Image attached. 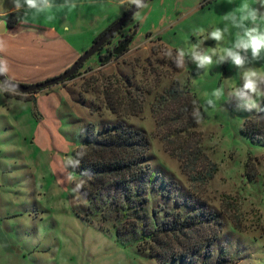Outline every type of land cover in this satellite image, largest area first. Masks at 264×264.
Masks as SVG:
<instances>
[{
    "label": "rangeland",
    "instance_id": "1",
    "mask_svg": "<svg viewBox=\"0 0 264 264\" xmlns=\"http://www.w3.org/2000/svg\"><path fill=\"white\" fill-rule=\"evenodd\" d=\"M76 2L75 10L57 13L51 23L40 17L23 24V13H17V27L9 31L10 47L19 45L11 48L13 55L43 61L21 68L23 73L46 68L49 54L39 43L48 39L45 29L84 52L131 6L120 0ZM245 2L260 7V0H148L77 76L34 92V99L0 94V244L11 248L7 260V247L0 246L5 264H213L220 256L233 259L226 264H264V121L227 95L242 84L243 70L231 62L218 65L215 56L207 69L197 70L188 56L177 68L165 56L168 49L175 57L177 49L197 43L205 51L231 47L235 28L219 44L206 37ZM11 9L10 0H0V12ZM127 36L132 39L126 50L106 59ZM246 67L264 71V59ZM176 82L197 94L200 123L191 107L177 120V103L162 102ZM107 86L122 94L142 92L140 112L128 113L132 105L126 101L121 113L110 109ZM220 87L225 96L207 106ZM119 121L149 136L148 173L129 190L111 183L92 198L80 190L77 199L72 189L83 177L78 168L65 170L66 159L89 136ZM213 166L217 171L210 177ZM68 172L74 180L61 183ZM179 211L198 221L155 241L167 218L183 220L173 215Z\"/></svg>",
    "mask_w": 264,
    "mask_h": 264
},
{
    "label": "clouds",
    "instance_id": "2",
    "mask_svg": "<svg viewBox=\"0 0 264 264\" xmlns=\"http://www.w3.org/2000/svg\"><path fill=\"white\" fill-rule=\"evenodd\" d=\"M12 11L16 13H23L20 21L23 24H28L30 20H36L43 17L45 21L51 23L57 19V13L67 9L69 12L77 8L76 0H10ZM121 5L129 3L134 5L137 9L147 7L144 0H120ZM264 0H260V7H252L247 2L243 3L239 9V14L229 12L225 14L224 20L226 21L223 28L216 27L208 33L206 40L211 39L219 44L224 41L226 36L231 33V29L235 28L238 31L235 33V41L231 47H225L219 51L215 47L209 48L207 51L201 48V43L191 44L187 51L183 48L177 49V55L173 57L171 49L165 52V56L175 60L177 68L185 66V57L190 58L191 63L195 64L197 70L207 69L213 64V57H217L216 63L223 64L224 62H231L233 66L242 69V84L232 87L228 91V97L236 102V107L240 110L253 113V118L257 121H264V108L261 107V102H264V71L256 67H246L253 62H259L264 59ZM261 22V23H258ZM251 26H248V24ZM64 31H68V25H62ZM6 31V29H3ZM200 34H203L204 29H198ZM2 35V32H0ZM6 47V42L0 39V51ZM240 50V51H237ZM250 51L251 58L247 53ZM244 53V54H242ZM9 71L7 60L0 58V76L4 79L0 80V94L8 93L14 95H25L19 89V85L9 80L6 76ZM225 96L223 87L216 88L211 93V98L206 101L207 106L215 107L217 101ZM192 116L196 123L202 120V113L200 109L196 108L192 112ZM84 151H79L75 156H69L64 168L67 170L69 167L77 169L80 167L81 159L85 156ZM82 177L87 176L91 178L87 171L80 173ZM72 182L74 177L71 172H68L66 177L61 178L60 182L64 180ZM85 181L81 179L75 183L72 192L76 198L79 199L80 190L82 189Z\"/></svg>",
    "mask_w": 264,
    "mask_h": 264
},
{
    "label": "trees",
    "instance_id": "3",
    "mask_svg": "<svg viewBox=\"0 0 264 264\" xmlns=\"http://www.w3.org/2000/svg\"><path fill=\"white\" fill-rule=\"evenodd\" d=\"M7 20L10 26L15 25L18 22L17 13L13 11L9 12L7 14ZM113 38L107 43H111ZM75 76H77V74H74L70 78ZM128 83H130V81H128ZM105 92L107 106L114 112L121 113L122 111L119 105L125 104V101L128 105H132V109L127 111L128 113L137 114L140 112L142 108L141 103L144 100L142 92H137V95L133 92V94L136 95L133 96L131 90H124L122 94L120 90L110 86L105 88ZM5 94L7 96L16 97L25 96V99L36 98L34 92L24 93L25 95ZM186 97L188 99L190 98V101H188V99L183 101ZM171 101H174L178 105V113L177 116H175L178 117L177 120L180 119L178 115L184 113V111L190 107L192 109H201V103L197 94L192 91L190 86H182L179 82L167 88L162 95V102L168 103ZM261 107L264 108V103ZM150 147V138L143 129L134 128L121 121L107 125L104 131H100L97 135L89 136V138L84 141L83 145L79 146L74 151V155L79 151H84L86 153L83 159H81L78 170L81 173L87 171L91 176L90 179L87 176L83 177L85 181L81 189L83 194L86 197L92 198L103 187L111 183L119 184L123 189L129 190L133 180L141 178L149 171L148 169L150 166L148 157ZM215 171H217V166H213L210 177L214 175ZM174 214H178L180 219L184 217L183 220H171L167 218L168 220L162 223L165 229H160L159 232L154 235L153 239L155 241L159 240L156 238L157 235L160 236L162 233L170 232L171 230L176 232L180 226H184L187 223L194 224L198 221L196 219L197 215H195L196 217L194 216V220H186L188 216L182 215V211L173 212V215ZM183 255L186 256V254ZM232 260L233 259L227 256H220L213 264H226ZM203 264H208V262H204Z\"/></svg>",
    "mask_w": 264,
    "mask_h": 264
},
{
    "label": "crops",
    "instance_id": "4",
    "mask_svg": "<svg viewBox=\"0 0 264 264\" xmlns=\"http://www.w3.org/2000/svg\"><path fill=\"white\" fill-rule=\"evenodd\" d=\"M9 12L4 11L0 12V30L3 29L1 22L6 19V16ZM17 27V23L13 26H9L6 28V31H2V35H0V39H3L6 42V47L3 51H0V58H3L7 60L8 62V68L9 71L7 72L8 77H10L13 80H19L21 82L25 83H33L40 80H44L48 77L57 75L64 71L68 66H70L79 56L82 54V51L77 48L75 45H73L69 40L65 39L60 33H53V30L51 28L45 29L43 33L45 34V37L48 38L45 42V44H42V42H39L41 45V49L45 47V52L49 54V56L46 58V68H42V70L38 71L37 74L34 75H28L21 71V68H25L29 66H38L43 63V61L30 59L27 61L24 59V57H21L20 55H13V52L11 48L16 50L19 45L9 44V38L11 37L9 34V31L11 29H15ZM51 38V39H50ZM54 38V40H52ZM52 43V44H51ZM16 46V47H13ZM50 57V58H49ZM33 63V64H29ZM44 70V71H43ZM5 94V93H4ZM6 95V94H5ZM36 96V95H35ZM8 97H15V96H8ZM19 99V98H18ZM1 247H7V260L10 258L11 248L10 245L7 244L6 246L4 244H0ZM25 246H23V249ZM0 264H5V254L4 251L0 249Z\"/></svg>",
    "mask_w": 264,
    "mask_h": 264
},
{
    "label": "water",
    "instance_id": "5",
    "mask_svg": "<svg viewBox=\"0 0 264 264\" xmlns=\"http://www.w3.org/2000/svg\"><path fill=\"white\" fill-rule=\"evenodd\" d=\"M147 1L148 0H144L145 3ZM138 10L139 9H137L134 5H131L123 13L121 17H119L107 29H105L102 32V34L93 42V44L86 51L82 52V54H80V56L61 73L48 77L44 80L33 82V83H25L21 81H16L8 77V75L6 74L7 78L13 81L14 83L18 84L19 89L21 90L22 93L37 92L39 90L49 88L53 85H56L58 83H61L67 80L68 78H70L77 72V70L82 66V64L88 58H90L92 55L97 53L111 38H113L124 27L126 22L130 20ZM1 25L3 29H6L7 27L10 26L7 19H4L1 22ZM3 29L0 30V32L4 31ZM131 39H132V36H127L126 38H123V39L121 38L119 43L115 47H113L111 50H109V53L106 59L112 56L113 53L120 54L121 52L126 50V48L131 42ZM3 79L4 77L0 76V80H3Z\"/></svg>",
    "mask_w": 264,
    "mask_h": 264
},
{
    "label": "flooded vegetation",
    "instance_id": "6",
    "mask_svg": "<svg viewBox=\"0 0 264 264\" xmlns=\"http://www.w3.org/2000/svg\"><path fill=\"white\" fill-rule=\"evenodd\" d=\"M121 39V38H120Z\"/></svg>",
    "mask_w": 264,
    "mask_h": 264
}]
</instances>
